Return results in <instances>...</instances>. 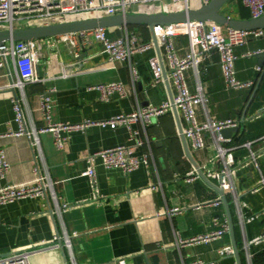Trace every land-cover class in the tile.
Masks as SVG:
<instances>
[{
	"label": "crops",
	"instance_id": "1",
	"mask_svg": "<svg viewBox=\"0 0 264 264\" xmlns=\"http://www.w3.org/2000/svg\"><path fill=\"white\" fill-rule=\"evenodd\" d=\"M235 2H229L222 13L229 18L249 19V11L238 2L240 11L232 4ZM135 30L142 41L151 40L147 28ZM174 46L180 57L187 55L186 37L175 38ZM42 52L37 73L44 82L27 86L23 97L12 86L16 82L12 62H8L10 76L0 67V150L9 164L6 178H0V188L8 182H29L38 168L41 174L49 176L60 204L87 202L92 189L81 174L90 165L95 169L102 201L84 203L61 216L43 214L49 209L54 211L51 200L49 208L39 199L0 206V257L15 250H28L34 252L29 264H115L119 258H124L128 264H190L196 260L207 264H264V246L246 244L264 234V217L242 226L232 195L224 197L229 204L238 259L235 252L233 256L218 254L226 247L234 250L229 232L209 243L185 247L177 244L179 240L206 234L212 221L227 219V213L223 201L218 206L212 204L220 195L211 186L201 178L187 181L188 173L194 168L185 154L173 112L146 127L133 124L131 129L138 132L133 140L126 127L114 130L94 127L85 132L64 134L63 147L58 149L51 133H41V158L31 149L25 135H14L19 130L11 103L14 96L22 100L21 110L28 131L47 124L39 106L41 94L48 89L53 90L49 93L52 124L102 121L169 101V91L172 96L173 92L165 83L151 87L154 80L151 60L157 58L155 49L115 65L107 62L96 43L78 51V57L62 43L53 48L43 47ZM255 52L264 54V38L250 39L247 44L234 48L236 78L244 83L254 82L251 88L227 89L217 54L197 68L189 69L186 77L192 93L197 92L198 87L205 91L207 102L197 109L198 121L238 120V132L231 135L230 142L221 145L232 150L236 161L251 152L257 154L256 164H248L237 172L235 191L240 201L253 211H259L264 207V188L255 194L248 192L264 177V76L258 86L264 59L261 61L257 59L259 55H251ZM256 67H261L262 72L258 73ZM115 83L123 84L127 95L123 98L114 95L109 102H102L96 86ZM246 109L245 123L240 129ZM178 115L183 131L187 124L179 112ZM217 139V135L207 134L206 148L201 151L191 150L186 140L198 167L213 153ZM137 141H142L143 145H137ZM120 146H125L134 157L148 153L149 167L141 166L125 174L121 169H105L101 159L94 155ZM173 209L179 211L170 215ZM63 231L70 236V248L55 247L51 243L54 234L63 236Z\"/></svg>",
	"mask_w": 264,
	"mask_h": 264
},
{
	"label": "built area",
	"instance_id": "2",
	"mask_svg": "<svg viewBox=\"0 0 264 264\" xmlns=\"http://www.w3.org/2000/svg\"><path fill=\"white\" fill-rule=\"evenodd\" d=\"M211 1L213 0H0V32L54 26L67 22L126 15L129 13L156 15L198 10L208 5ZM234 1L239 2L249 11L250 18L256 19L264 15V0ZM135 31L132 27L96 29L31 42H6L0 45V67L5 68L8 72V62H12L16 77V82L12 86L17 88L23 97L27 86L44 82L37 73L39 62L43 59V47L53 48L57 44L62 43L69 52L78 57V51L96 43L100 46L101 54L106 57L110 65L121 64L130 60L134 55L145 54L154 49L151 40L142 41ZM155 34L161 49L167 81L173 92V105L187 124V127L183 130V135L188 141L191 150H204L206 148L207 134L211 133L218 136L215 150L199 169L208 180L217 183L218 187L224 192V196H233L238 205V217L242 226L260 220L264 217V207L259 211H253L252 208L239 200L235 191L237 172L248 164H256L257 154L251 152L249 156L236 161L232 150H227L221 145L222 143L230 142V139H222L220 133L223 130L238 128V120H211L206 123L198 121L197 109L207 102L205 91L202 87H198L197 92L192 93L187 83L186 74L189 69L197 68L209 60L213 54H217L225 87L232 90L251 88L254 82L244 83L236 78L235 61L237 57L234 54V48L247 44L250 39L264 38V29L234 31L213 22H188L170 27H156ZM180 36L186 37L189 44V51L184 57H180L177 54L174 46V39ZM261 53L255 52L251 55H260ZM151 66L154 72V80L151 87L164 83L162 69L157 58L151 60ZM255 70L258 73L262 72L261 67H256ZM8 76H10L9 72ZM96 89L100 92V100L102 102H109L114 95H118L121 98L127 95L126 88L121 83L101 84L97 85ZM52 91V89H48L40 96L39 110L47 123L46 126L33 127L29 131L24 125L21 110L22 100L16 96L11 98L15 115L14 120L19 126L18 132L14 135H25L31 149L36 152L38 158H41L39 142V134L41 133H51L54 138V144L58 149L63 147L64 134L76 131L85 132L89 128L94 127L114 130L123 126L129 129L130 139L133 140L138 135L137 131L131 129L133 124L140 123L146 127L153 120L172 112L171 103L167 101L159 106L148 105L130 114H120L102 121L86 120L79 124H52L50 121L51 99L49 97V93ZM137 145L142 146L143 142L137 141ZM94 155L101 159L105 169H121L125 174H130L141 166L148 168L150 163V155L148 153H143L140 158L134 157L129 154L125 146L101 150ZM8 170L9 164L6 161L4 152L0 150V178L5 179ZM81 175L88 179L92 189V196L87 202L73 205L60 204L49 176L41 174L39 169L36 168L33 178L29 182L21 184L8 182L0 188V206L13 204L24 199H39L46 202L49 208V200H51L55 207L54 211L49 209L43 214L61 216L72 208L84 203H101L95 169L88 165ZM199 178L195 170L187 175L188 182ZM263 188L264 177H261L252 188L248 189V192L255 194ZM221 202L222 197L219 196L212 204L218 206ZM178 211V209H173L169 214L174 215ZM228 232L229 225L225 217L221 221L214 219L206 234L189 240H179L177 244L185 247L209 243L220 240ZM75 236L76 234H72V237ZM51 243L55 247L63 245L65 248H70V236L66 231H63V236L56 233ZM246 244L264 246V234L248 241ZM33 253L28 250H15L0 257V264H29V257ZM218 254L222 257L233 256L234 250L231 247H226L218 251ZM115 264L128 263L124 258H119ZM190 264L207 263L196 260Z\"/></svg>",
	"mask_w": 264,
	"mask_h": 264
},
{
	"label": "water",
	"instance_id": "3",
	"mask_svg": "<svg viewBox=\"0 0 264 264\" xmlns=\"http://www.w3.org/2000/svg\"><path fill=\"white\" fill-rule=\"evenodd\" d=\"M231 0H213L208 5L203 6L198 10H189L177 13H161L156 15L147 14H134L129 13L126 15L109 16L97 19H88L82 21H73L63 24H57L54 26L36 27V28H24L13 31H2L0 32V45L6 42H31L40 39H48L58 36H65L71 34H77L82 32L93 31L96 29H113V28H123V27H144L147 28L151 34V42L153 43L154 49L157 54V59L162 69V76L164 83L169 88L170 85L167 81L166 71L162 60V53L158 43V39L155 34L156 27H170L177 24L188 23V22H213L220 26L227 27L234 31H253L264 29V15L259 18H249V19H235L228 18L222 13L225 6ZM257 59L263 60L264 54L257 56ZM262 65V63H261ZM264 76V69L261 78L258 81L261 82ZM258 86L253 92L252 97L255 95ZM170 90V89H169ZM15 95V92H14ZM252 99V98H251ZM251 101V100H250ZM169 102L172 106V112L175 116L176 122L179 126V135L183 142L184 151L187 158L190 160L194 170L197 172L198 176L209 186H211L221 197L227 213L229 233L232 237V245L235 252V258H239L237 252V246L233 239V222L230 214L229 204L227 203L224 192L210 180H208L204 173L199 169L194 160L191 157L190 151L187 147L186 139L183 135V131L179 123V115L176 107L173 105V96L171 91H169ZM245 110L242 119L240 120V129L243 128L245 123ZM238 128L223 130L220 133L222 139H229L233 133L238 132Z\"/></svg>",
	"mask_w": 264,
	"mask_h": 264
},
{
	"label": "rangeland",
	"instance_id": "4",
	"mask_svg": "<svg viewBox=\"0 0 264 264\" xmlns=\"http://www.w3.org/2000/svg\"><path fill=\"white\" fill-rule=\"evenodd\" d=\"M230 2H231V1H230ZM228 4H229V3H228ZM228 4H227V5H228ZM232 4H235V5L238 7V5H237L238 2H237V1H236L235 3H232ZM238 9L240 10L241 8L238 7ZM241 10H242V9H241ZM241 10H240V11H241ZM135 32H137V31H135ZM140 36H141V35H140Z\"/></svg>",
	"mask_w": 264,
	"mask_h": 264
},
{
	"label": "trees",
	"instance_id": "5",
	"mask_svg": "<svg viewBox=\"0 0 264 264\" xmlns=\"http://www.w3.org/2000/svg\"><path fill=\"white\" fill-rule=\"evenodd\" d=\"M132 28H134V29H135V28H144V27H132Z\"/></svg>",
	"mask_w": 264,
	"mask_h": 264
}]
</instances>
